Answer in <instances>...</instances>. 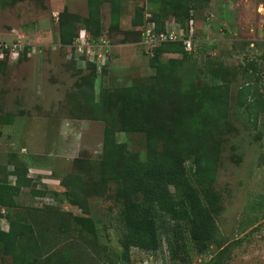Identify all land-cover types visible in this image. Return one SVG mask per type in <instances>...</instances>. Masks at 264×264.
Here are the masks:
<instances>
[{
    "label": "rangeland",
    "instance_id": "rangeland-1",
    "mask_svg": "<svg viewBox=\"0 0 264 264\" xmlns=\"http://www.w3.org/2000/svg\"><path fill=\"white\" fill-rule=\"evenodd\" d=\"M162 5V0H121L115 23L111 4L105 3L100 12L102 41L84 48L87 37L81 30L87 27L88 0H0V44L13 51L0 65V164L9 166L10 157L28 162L29 175L46 192L33 197L25 189L19 196L24 208L52 206L93 219L98 250L79 253L80 264H206L220 250L225 255L219 264H264V0H197L193 20L185 25L174 21L173 5L165 15L169 33L191 40L187 61L177 73L196 85L219 82L231 99L230 125L221 137L214 183L220 200L217 241L200 252L183 223L171 252L167 227L159 223L157 249L127 250L120 242L125 226L115 199L117 183L101 185L102 192L89 198V213L68 200L65 175L76 170L77 158L99 161L106 126L104 121L76 118L73 99L95 75L89 94L95 100L105 97L107 110H116L125 86L150 81L157 74L154 46L143 31L147 18ZM64 7L85 17L75 48L60 42L58 14ZM137 8H143L144 18L136 27L132 20ZM106 40L110 45L104 49ZM104 54L107 63L101 71L83 57L97 62ZM181 57L164 53L162 60ZM247 83L248 95L243 91ZM255 97L257 117L247 110ZM116 139L136 151L149 143L141 133L117 132ZM193 163L194 157H188L186 172L202 191ZM2 176L16 181L6 172ZM92 176L99 181L100 171L94 169ZM18 213L29 211L0 207V229L9 230L10 219ZM0 264H13L12 256L0 254Z\"/></svg>",
    "mask_w": 264,
    "mask_h": 264
},
{
    "label": "trees",
    "instance_id": "trees-1",
    "mask_svg": "<svg viewBox=\"0 0 264 264\" xmlns=\"http://www.w3.org/2000/svg\"><path fill=\"white\" fill-rule=\"evenodd\" d=\"M196 2L162 0L161 10L147 18L143 37L147 38L145 31L153 24L155 38L148 44L154 46L153 64L157 74L150 81L125 86L116 110H107L105 97L95 100L89 94L95 75L90 76L87 89L78 93L81 98L78 95L73 99L76 118L104 121L106 126L99 161L77 158L76 170L67 173L62 184L69 202L85 213H89V198L100 191L101 185L118 184L115 199L125 226L120 242L127 250L157 249L159 223L167 227L166 240L171 252L178 238V225L183 223L189 226L200 252L218 239L215 215L220 200L214 183L221 137L230 125L231 99L227 88L219 82L196 85L189 76L177 73L178 67L187 61L191 44L188 36L179 40L161 37L163 33L169 34L165 18L169 6L175 8L174 21L185 25L193 20ZM105 3L111 4L113 22L119 21L121 0H88L89 15L84 29L93 44L102 41L100 12ZM143 12V8L136 9L133 26L143 24ZM58 15L61 44L75 48L79 24L85 17L68 7ZM5 52L0 65L10 58L11 46ZM164 53H181L182 57L163 61ZM83 57L100 71L107 63L100 65L98 58L96 62ZM243 91L251 94L250 83L244 85ZM247 107L251 116L257 117V98ZM117 132L141 133L148 137V146L131 150L126 143L117 141ZM191 156L202 191L194 187L186 172V160ZM9 163L14 169L0 164V207L23 208L29 214L18 213L15 220L10 219L9 230L0 229V254L11 255L13 264H80L79 253L98 250L96 238L92 236L95 230H92L91 217L61 212L52 206L24 208L20 205L19 196L25 189L33 197L46 192L39 190L29 176V163L16 157L12 160L10 157ZM94 169L100 171L99 181L92 176ZM5 172L7 176H15V183L3 178ZM138 195L141 200L137 199ZM52 217L60 221L51 220ZM224 255L220 250L206 264H219Z\"/></svg>",
    "mask_w": 264,
    "mask_h": 264
},
{
    "label": "built area",
    "instance_id": "built-area-1",
    "mask_svg": "<svg viewBox=\"0 0 264 264\" xmlns=\"http://www.w3.org/2000/svg\"><path fill=\"white\" fill-rule=\"evenodd\" d=\"M152 28H153V24L149 25V27H148V28L146 29V31H145V36L147 37L146 40H147V41L149 40V42H151V41L155 38V36H154V34H153V32H152ZM82 31H84V34H85L86 37H87V38H86V44L84 45V48H86V47L88 48L87 44H88V43H91V42L89 41V38H90V37H89V34H88L87 30L84 29V28H83V30H81V32H82ZM80 35H81V33L79 34V38H80ZM161 37H162V39H164V40H167V39H171V40L177 39V38L174 36L173 33H169L168 35L165 34V33H163V34L161 35ZM79 38L77 39V42L79 41ZM106 43H107V45L104 46V49H105L107 46L110 45L108 41H106ZM7 47H9V46L0 44V59H3V58L5 57V55H6L5 49H7ZM11 51H12V49H11ZM12 52H13V51H12ZM12 52H11V54H12ZM104 53H106V52H104ZM11 54H10V55H11ZM106 57H107V54H104L103 56L99 57L98 59H99V60H103L102 63H105V62H106V60H105Z\"/></svg>",
    "mask_w": 264,
    "mask_h": 264
},
{
    "label": "crops",
    "instance_id": "crops-1",
    "mask_svg": "<svg viewBox=\"0 0 264 264\" xmlns=\"http://www.w3.org/2000/svg\"><path fill=\"white\" fill-rule=\"evenodd\" d=\"M61 127H62V126H61ZM27 163H28V162H27ZM10 167H12V168L14 169L13 165H11V164L9 165V168H10ZM30 169H31V168H30V164H29V170H30ZM11 176H12V175H11ZM29 176H30V175H29ZM14 178H15V176H14ZM15 179H16V178H15ZM34 181H35V180H34ZM14 183H15V182H14Z\"/></svg>",
    "mask_w": 264,
    "mask_h": 264
}]
</instances>
